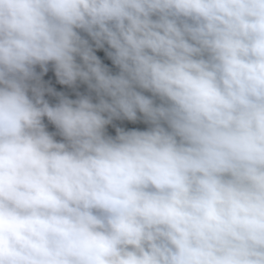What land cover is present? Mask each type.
I'll return each mask as SVG.
<instances>
[{
	"label": "clouds",
	"instance_id": "clouds-1",
	"mask_svg": "<svg viewBox=\"0 0 264 264\" xmlns=\"http://www.w3.org/2000/svg\"><path fill=\"white\" fill-rule=\"evenodd\" d=\"M0 264H264V0H0Z\"/></svg>",
	"mask_w": 264,
	"mask_h": 264
},
{
	"label": "rangeland",
	"instance_id": "rangeland-1",
	"mask_svg": "<svg viewBox=\"0 0 264 264\" xmlns=\"http://www.w3.org/2000/svg\"><path fill=\"white\" fill-rule=\"evenodd\" d=\"M81 35L89 40V43L93 47L94 54L99 58L101 64L107 67L111 74H118L119 68L113 63L111 57L108 55L110 51L114 50H112L106 43L103 48H96L95 43L91 40L90 37L87 36L86 33L81 32ZM77 63L82 64V60L80 59V57H77ZM47 69L48 70L45 72L39 65L35 66V71L39 76V84L44 89L43 98L49 103L50 106H56L60 102V99L62 97L76 100L81 96H89L92 99L93 103L99 102V97L97 96L96 92L94 90H91L88 87L87 83L77 79V81L72 85L62 84L56 76L54 65L51 62L47 65ZM31 83H36V81H32ZM144 94L147 96H151V93L149 92H144ZM29 95H32L31 92H29ZM105 98L110 99L107 97ZM156 102L159 103V100L157 99ZM137 116L138 119L136 121H130L123 117L113 118L111 123L106 125L105 134L114 138L117 135V129H122L124 131L147 130L150 125L144 121L143 115L138 112ZM44 120L47 125L52 128H56V126L52 124L47 119V117L43 118V123Z\"/></svg>",
	"mask_w": 264,
	"mask_h": 264
},
{
	"label": "trees",
	"instance_id": "trees-1",
	"mask_svg": "<svg viewBox=\"0 0 264 264\" xmlns=\"http://www.w3.org/2000/svg\"><path fill=\"white\" fill-rule=\"evenodd\" d=\"M44 125L46 130L50 133L53 134V137L55 140H57L58 142H62L63 141V137L59 134V131L57 128H52L49 125L46 124L45 120H44Z\"/></svg>",
	"mask_w": 264,
	"mask_h": 264
}]
</instances>
